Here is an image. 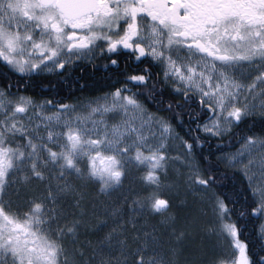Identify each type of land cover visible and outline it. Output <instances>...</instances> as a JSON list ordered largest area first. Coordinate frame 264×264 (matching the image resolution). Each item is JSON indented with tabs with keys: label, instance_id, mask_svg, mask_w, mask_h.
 Listing matches in <instances>:
<instances>
[{
	"label": "rangeland",
	"instance_id": "obj_1",
	"mask_svg": "<svg viewBox=\"0 0 264 264\" xmlns=\"http://www.w3.org/2000/svg\"><path fill=\"white\" fill-rule=\"evenodd\" d=\"M59 22V16L40 12L35 0H0V54L8 53L14 68L26 74L56 72L73 56L56 58L69 47L63 38L62 48L56 50ZM236 65L216 71L213 81L195 79L194 86L184 70L176 75L183 89L195 87L214 107V118L202 129L212 137L230 134L237 118L264 115V63L255 64L254 78L236 74ZM5 108H11V114L4 112ZM132 108L129 120L116 113L108 116L105 127L93 123L92 111L73 114L69 110L64 119L77 121L84 137L73 139L78 133L71 131L52 142L53 136L57 137L53 135L55 125L44 131L36 125L40 119L55 118L59 111L47 101L3 99L0 94V145L10 153L7 163L24 157L22 164L12 165L10 171L12 175L14 168H22L17 178L20 182L15 180L14 186L0 192V213L18 217L14 221L30 232L26 238L22 232L21 238L17 236L15 248L20 256L16 260L21 264H104L102 253L107 251L113 259L106 264H124L122 256H129L134 249L142 251L136 256L137 264H245L231 217L203 183L192 153L163 117ZM28 120L33 123L31 130L26 128ZM56 151L61 154L49 155ZM95 159L105 164L99 165ZM223 160L250 180L262 208L264 238V136L247 141ZM68 161L74 162L73 168ZM27 172L30 175L26 177ZM162 194L176 199L181 212L173 210ZM129 203L134 209L130 219H146L134 228L139 247L133 248L122 240L127 232L123 206ZM73 217L77 219L72 223L75 227L64 225L56 236V220ZM106 219L119 223L114 222L109 236L98 245L92 244L87 237L106 228ZM65 237L70 238L68 243L63 242Z\"/></svg>",
	"mask_w": 264,
	"mask_h": 264
},
{
	"label": "flooded vegetation",
	"instance_id": "obj_2",
	"mask_svg": "<svg viewBox=\"0 0 264 264\" xmlns=\"http://www.w3.org/2000/svg\"><path fill=\"white\" fill-rule=\"evenodd\" d=\"M35 1L40 12L60 17L56 50L62 48L63 38L69 47L67 53H58L56 58L73 54L70 63H62L58 70L71 64H84L92 66L95 73L101 70L98 65L104 64L102 72L108 79L119 76L127 84L126 89L117 88L109 98L129 109L167 110L168 107L161 104H140L133 98L143 91H153L155 95L157 87L161 86L174 95L191 97V100L194 97L193 102L199 104L201 110H215L201 93L194 91L195 87L194 90L182 89L176 75L184 70L190 79L201 77L207 83L206 78L213 81L216 71L238 64L236 74L242 72L245 78H254L255 64L264 63V0H74L76 12L72 20L60 11L61 0H54L50 6L43 5L42 0ZM8 56V53L0 54V94L3 99L30 102L14 92L19 84L12 85L13 77L46 73L17 71ZM10 109L5 108L4 112L11 114ZM26 124L31 130L32 121ZM51 154L59 156L61 153ZM8 155L10 153L0 145V192L14 186L15 180L20 182L17 178L21 177L22 168H14L12 175L10 171L12 165H21L24 157L10 164ZM14 219L18 217L0 213V264H21L16 260L20 255L16 253L15 241L21 232L23 238L30 236Z\"/></svg>",
	"mask_w": 264,
	"mask_h": 264
},
{
	"label": "trees",
	"instance_id": "obj_3",
	"mask_svg": "<svg viewBox=\"0 0 264 264\" xmlns=\"http://www.w3.org/2000/svg\"><path fill=\"white\" fill-rule=\"evenodd\" d=\"M98 66L101 70L96 71V74L92 66H85L84 64L67 65L52 74L33 72L32 75H23L22 77L18 74V76L13 77L12 85H15L16 82V84L22 86L18 85V88L13 91L23 95L31 102L47 101L50 107L55 110H65L70 104H73L79 112H83L86 105L101 103L109 98L117 88H127L125 80L119 78V76L113 80L108 79L107 75L102 72L104 64ZM160 87H157L156 90H159L155 95L153 91H143L142 94L133 98L140 104L158 103L162 107H168L164 111L150 108L148 113L167 120L172 132L192 153L203 174V183L222 202L231 217L234 236L245 264H264V238L261 235L263 225L262 208L246 174L240 169L227 166L223 160L225 156L238 152L247 141L257 136H264V115L241 119L236 122L230 134L224 137H212L203 133L202 129L215 116L214 110L208 108L201 110L199 104L193 102L194 97L191 100V97L174 95L171 90H164ZM95 163L105 164L99 159H95ZM69 168H73V165ZM161 196L172 204L173 210L177 213L181 212L176 199L168 194H162ZM123 208L124 217L126 218L123 221L127 232L122 240L129 242L130 248L139 247L134 239L137 234L134 228L139 223L146 222V219H130L131 213L134 212L130 203L124 204ZM75 217L56 220V236L64 225L70 224L75 227L76 224H72L77 220ZM153 219H158L157 215H153ZM106 222V228L87 237L89 241L93 242L92 244L98 245L97 242H101L104 236H109L108 230L114 225V222L116 224L118 221L106 219ZM117 228L119 229L120 226ZM69 239L65 237L63 242L68 243ZM83 249L86 252L89 251ZM106 252L102 253L104 254V264L111 262V259H113L110 255L112 253L105 254ZM125 253L127 254L128 250ZM140 253L130 249L129 256H120L123 257L124 264H137L138 257L136 258V256ZM156 257L159 258L158 255Z\"/></svg>",
	"mask_w": 264,
	"mask_h": 264
},
{
	"label": "water",
	"instance_id": "obj_4",
	"mask_svg": "<svg viewBox=\"0 0 264 264\" xmlns=\"http://www.w3.org/2000/svg\"><path fill=\"white\" fill-rule=\"evenodd\" d=\"M42 3L45 6H50L54 3V0H42ZM58 7L67 19H74L76 12L74 0H61Z\"/></svg>",
	"mask_w": 264,
	"mask_h": 264
}]
</instances>
